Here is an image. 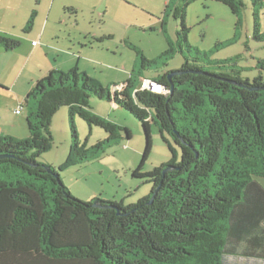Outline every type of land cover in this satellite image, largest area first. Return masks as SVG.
<instances>
[{"label":"trees","instance_id":"1","mask_svg":"<svg viewBox=\"0 0 264 264\" xmlns=\"http://www.w3.org/2000/svg\"><path fill=\"white\" fill-rule=\"evenodd\" d=\"M214 1L236 17L244 8L242 0ZM35 15L34 10L24 33ZM184 15L183 9L174 11L180 18L178 41L186 44ZM256 20L254 14L253 39L260 41L264 34ZM19 46L0 35L5 52ZM175 52L168 42L162 57ZM139 57L144 70L154 64ZM198 61L185 59L178 70L151 80L166 94L140 90L132 74L121 91L116 87L111 93L77 67L52 70L35 82L27 94L37 99L26 118L28 138L0 136V264H235L233 259L264 264V188L257 181L264 179V84L261 76L243 79L228 63L206 68ZM258 64L264 69V61ZM173 72L181 75L168 79ZM91 97L140 121L146 139L142 163L151 148L150 122L173 158L166 136L180 149L178 163L146 173L140 165L133 172L152 188L127 207L95 198L80 201L62 183L59 173L87 159L73 124L66 160L57 168L37 160L51 149L50 125L61 107L69 108L71 121L79 116L110 134L94 148L117 137L113 125L91 112Z\"/></svg>","mask_w":264,"mask_h":264},{"label":"rangeland","instance_id":"2","mask_svg":"<svg viewBox=\"0 0 264 264\" xmlns=\"http://www.w3.org/2000/svg\"><path fill=\"white\" fill-rule=\"evenodd\" d=\"M256 1L242 0L244 8L236 17L214 0H0V35L20 42L10 52L0 48V128L16 138L21 136L24 129L17 127L27 123L37 102L33 96L27 98L35 84L33 73L42 69L41 76L46 66H59L64 72L77 67L79 74L86 73L111 93L116 87L121 91L131 74L139 87L141 80H155L181 68L185 59L193 63L195 58L206 68L228 63L227 69L238 70L243 79L251 82L261 76L264 84V69L258 67L264 61V39H253L254 14L258 32L264 34V0ZM176 9L185 12L186 44L178 41L180 18H174ZM34 10L33 26L24 33ZM168 42L176 52L162 57ZM139 54L154 64L142 69ZM89 104L94 115L116 128L117 137L102 149L94 148L110 134L99 126H89L79 116L71 121L69 108L61 107L50 125L51 149L37 160L54 168L60 166L74 142L73 124L78 149L87 150V159L59 173L71 196L83 202L95 198L124 207L135 204L151 193L152 184L134 178L133 172L140 165V172L146 173L171 161L178 163L180 149L166 136L175 150L173 158L157 126L150 122L151 148L142 163L146 139L140 121L95 97ZM257 181L264 188V179Z\"/></svg>","mask_w":264,"mask_h":264},{"label":"crops","instance_id":"3","mask_svg":"<svg viewBox=\"0 0 264 264\" xmlns=\"http://www.w3.org/2000/svg\"><path fill=\"white\" fill-rule=\"evenodd\" d=\"M33 43H34V41L32 42V44H33ZM45 69H46V70H45ZM52 70H61V71H64V69H63V68H60L59 66H55V67H53V66H52V67H48V66H46V68H44V70H43V72H42L43 74H41V76H38V75H39V73H41L42 69L39 70L37 73H33L32 79L35 78V82H36V81L40 80L41 78L45 77V76H46L50 71H52ZM36 77H37V78H36ZM19 108L22 109V106L20 105ZM21 113H22V112H20L19 114H17V116H20ZM17 128H22V129H24V131L21 130V133H22L23 135L19 132V133L21 134V136H20V137H17V139H18V138H19V139H25V138H28L29 133H28V129H27V125H26V123H24L23 126H20V127H17ZM0 136H11V137L16 138V136H14V134H9V133H5V132H3L1 128H0Z\"/></svg>","mask_w":264,"mask_h":264},{"label":"built area","instance_id":"4","mask_svg":"<svg viewBox=\"0 0 264 264\" xmlns=\"http://www.w3.org/2000/svg\"><path fill=\"white\" fill-rule=\"evenodd\" d=\"M119 89H122V88L120 87ZM139 89L142 91L148 90V91L159 93V94H166L167 93L161 85L154 83L152 81H148V80H141ZM15 113L19 114V111H16Z\"/></svg>","mask_w":264,"mask_h":264},{"label":"water","instance_id":"5","mask_svg":"<svg viewBox=\"0 0 264 264\" xmlns=\"http://www.w3.org/2000/svg\"><path fill=\"white\" fill-rule=\"evenodd\" d=\"M174 75H181V72H173V73H170V74L168 75V79L171 78V77L174 76ZM261 89L264 90V87L261 88ZM154 196H155V193L153 194L150 203L153 201ZM94 206H95V207H100V206H99L98 204H96V203H94Z\"/></svg>","mask_w":264,"mask_h":264}]
</instances>
